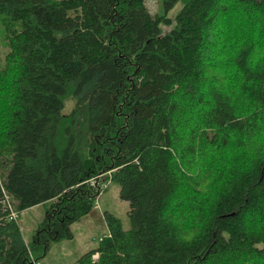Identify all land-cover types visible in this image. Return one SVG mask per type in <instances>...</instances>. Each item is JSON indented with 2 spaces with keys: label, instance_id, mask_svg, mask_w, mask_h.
Segmentation results:
<instances>
[{
  "label": "trees",
  "instance_id": "1",
  "mask_svg": "<svg viewBox=\"0 0 264 264\" xmlns=\"http://www.w3.org/2000/svg\"><path fill=\"white\" fill-rule=\"evenodd\" d=\"M161 2L0 0V190L46 207L27 242L0 193V264L70 238L99 173L128 226L74 264H264V0Z\"/></svg>",
  "mask_w": 264,
  "mask_h": 264
},
{
  "label": "rangeland",
  "instance_id": "2",
  "mask_svg": "<svg viewBox=\"0 0 264 264\" xmlns=\"http://www.w3.org/2000/svg\"><path fill=\"white\" fill-rule=\"evenodd\" d=\"M146 5L151 13L163 12L161 0H146ZM181 5L182 2L178 1L169 10L167 16L171 18V22L160 23L161 33L169 31L174 26V17ZM4 34L5 30L0 15V67H3L5 64V54L8 50ZM69 101H66L62 113H67L70 110L73 102ZM91 178L87 180L89 184H91ZM2 189L3 187H1L0 193H2L1 196L4 199V189L3 191ZM9 204L13 207V201H9ZM3 206L9 212L8 203L5 202ZM45 208L44 204H38L18 211L17 223L23 238L27 242L33 239L35 230L45 215ZM127 209L128 202L119 198L117 184L109 182L102 194L98 197L97 203L94 202L91 210L70 224L72 236L57 242H52L46 254L38 259L37 264H74L81 254L95 248L99 237L106 234L107 226L104 221L103 211L108 210L113 212L121 218L123 227H127Z\"/></svg>",
  "mask_w": 264,
  "mask_h": 264
},
{
  "label": "built area",
  "instance_id": "3",
  "mask_svg": "<svg viewBox=\"0 0 264 264\" xmlns=\"http://www.w3.org/2000/svg\"><path fill=\"white\" fill-rule=\"evenodd\" d=\"M107 173L109 174V171H107ZM102 175H103V173H99V174L96 175L95 177L91 178V179H90V183H91V184H94V185H97V186H98V189L101 188V189L104 190V189L107 187V185H108V183H109L110 181H103V182H101V183L97 182V179H98V178H101ZM103 190H102V191H103ZM2 191H3V189H2ZM99 191H100V189H99ZM3 194H4V199H3L4 203L7 202L8 205H9L8 218L11 219L12 216H13V214L15 213V211H14L13 207L9 204V201H10V200H9L7 194L5 193V191H3ZM99 194H100V195L102 194L101 191L99 192ZM100 195H99V196H100ZM96 257H97V252H95V253L92 254V258H96ZM31 261H32V264H37V261L34 260L33 258L31 259Z\"/></svg>",
  "mask_w": 264,
  "mask_h": 264
},
{
  "label": "bare ground",
  "instance_id": "4",
  "mask_svg": "<svg viewBox=\"0 0 264 264\" xmlns=\"http://www.w3.org/2000/svg\"><path fill=\"white\" fill-rule=\"evenodd\" d=\"M8 196V195H7ZM10 200V199H9ZM13 209L15 211V213L13 214L12 218L11 219H14V220H17V215H18V212L15 210L14 206H13ZM8 211H7V218H8ZM9 219V218H8Z\"/></svg>",
  "mask_w": 264,
  "mask_h": 264
}]
</instances>
